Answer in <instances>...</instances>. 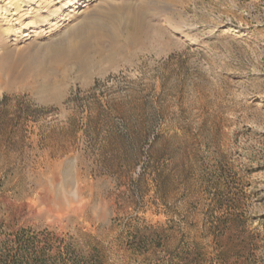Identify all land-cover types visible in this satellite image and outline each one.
I'll return each mask as SVG.
<instances>
[{
  "label": "rangeland",
  "instance_id": "obj_1",
  "mask_svg": "<svg viewBox=\"0 0 264 264\" xmlns=\"http://www.w3.org/2000/svg\"><path fill=\"white\" fill-rule=\"evenodd\" d=\"M79 6L0 20V256L264 264V0Z\"/></svg>",
  "mask_w": 264,
  "mask_h": 264
},
{
  "label": "bare ground",
  "instance_id": "obj_2",
  "mask_svg": "<svg viewBox=\"0 0 264 264\" xmlns=\"http://www.w3.org/2000/svg\"><path fill=\"white\" fill-rule=\"evenodd\" d=\"M86 1L87 0H10L5 7H0V20L2 21L1 23H9L10 28L8 32L11 33V35H18V40L24 42L32 35H39L44 26H46L45 34L47 36L52 35L61 27L66 26L72 18L82 13V11L76 10L80 7L79 5H81L82 8L85 7ZM32 13H37V16L32 18L33 20H28L30 19L28 18V14L31 15ZM40 14L42 15L41 18ZM1 26L0 42L5 44L9 41V38L6 35V28H1ZM81 47L72 46L69 50L70 56H76ZM80 52L82 53V51Z\"/></svg>",
  "mask_w": 264,
  "mask_h": 264
},
{
  "label": "trees",
  "instance_id": "obj_3",
  "mask_svg": "<svg viewBox=\"0 0 264 264\" xmlns=\"http://www.w3.org/2000/svg\"><path fill=\"white\" fill-rule=\"evenodd\" d=\"M18 244L25 248L4 249L0 264H57V258L50 255L49 249H32L34 243L30 239L27 242L19 240Z\"/></svg>",
  "mask_w": 264,
  "mask_h": 264
}]
</instances>
